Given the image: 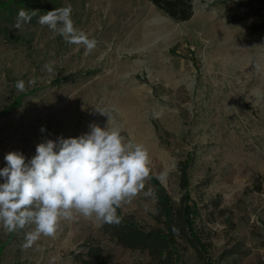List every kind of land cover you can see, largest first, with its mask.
<instances>
[{
	"label": "rangeland",
	"instance_id": "374dc122",
	"mask_svg": "<svg viewBox=\"0 0 264 264\" xmlns=\"http://www.w3.org/2000/svg\"><path fill=\"white\" fill-rule=\"evenodd\" d=\"M37 1L46 12L70 4L75 26L99 43L85 54L37 21L18 30L17 17L0 13V168L10 151L30 159L44 140L105 127L108 118L96 108L108 109L111 126L148 150L144 191L158 192V181L178 206L186 177L199 210L195 229L210 247L201 257L188 245L180 264H218L230 250L236 253L221 264H264V191L253 189L264 176V37L250 34L252 19L229 21L228 6L241 0H193L188 21L150 0ZM18 80L25 91L15 88ZM215 198L222 215L206 207ZM157 212V193L117 210L145 231L165 228ZM74 217L26 250L34 225L11 234L0 225V264H73L74 253L87 250L83 243L102 246L109 264L150 260L147 251L118 244L95 218Z\"/></svg>",
	"mask_w": 264,
	"mask_h": 264
},
{
	"label": "clouds",
	"instance_id": "9594fccd",
	"mask_svg": "<svg viewBox=\"0 0 264 264\" xmlns=\"http://www.w3.org/2000/svg\"><path fill=\"white\" fill-rule=\"evenodd\" d=\"M72 6L54 8L38 15L39 10L20 9L14 27L23 30L33 17L70 45L83 46L91 54L99 41L77 28ZM44 69L53 73L54 64ZM35 85L36 80L28 82ZM17 91L26 90L23 80L15 83ZM108 118L105 127L89 125L90 131L77 137L47 139L36 145L30 159L18 151L4 156L0 168V225L9 233L34 225L25 235L23 249L31 248L44 237H54L61 220H73L74 212L95 218L100 226L119 225L117 210L141 193L155 197L149 187L150 159L141 144L126 140L119 128L111 126L108 109L96 108ZM40 131H46L41 127ZM163 175V174H162Z\"/></svg>",
	"mask_w": 264,
	"mask_h": 264
},
{
	"label": "trees",
	"instance_id": "16d2710c",
	"mask_svg": "<svg viewBox=\"0 0 264 264\" xmlns=\"http://www.w3.org/2000/svg\"><path fill=\"white\" fill-rule=\"evenodd\" d=\"M150 1L177 21H188L194 14L193 0ZM234 5L227 8L230 13L229 21L240 23L252 19L249 26L250 34L264 37V0H241L235 2ZM22 8L39 10L38 15L46 12L37 0L0 1V13L7 14L11 18L17 17L18 11ZM32 21H37V17H33ZM20 99L21 97L18 98V100ZM18 104L19 102H16L13 106H18ZM186 181V177L183 175L181 186L185 192L178 206H175L173 199L158 181L156 182L158 187V192H156L158 198L157 217L165 225V228L145 231L138 227L132 219L118 213L122 222L119 225L104 224L101 226L102 231L124 248L147 251L150 260L138 264H180L183 261L185 247L188 245L196 248L201 257L205 256L209 251L210 244L203 240L201 230L198 232L195 229L194 221L199 210L196 206H191ZM253 187L255 191L263 192L264 176L256 179ZM208 206H212L221 215L224 214V209L221 208V201L218 198L212 200L211 205L206 207ZM180 239L184 240L186 245L180 242ZM82 246L87 250L85 253L81 250L76 251L73 255L75 258L73 264H109L102 246L87 243H83ZM234 253L236 252L233 250L223 252L218 264H221L226 256Z\"/></svg>",
	"mask_w": 264,
	"mask_h": 264
},
{
	"label": "bare ground",
	"instance_id": "6f19581e",
	"mask_svg": "<svg viewBox=\"0 0 264 264\" xmlns=\"http://www.w3.org/2000/svg\"><path fill=\"white\" fill-rule=\"evenodd\" d=\"M161 26L165 27L166 25L164 23H160ZM156 26V24H153V25H149V29H154ZM150 37V35H146L145 37L142 38V40H146Z\"/></svg>",
	"mask_w": 264,
	"mask_h": 264
}]
</instances>
